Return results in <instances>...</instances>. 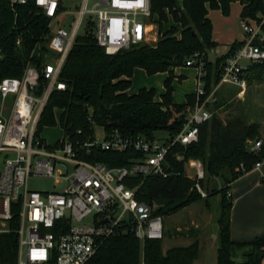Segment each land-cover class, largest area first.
<instances>
[{"label": "built area", "instance_id": "1", "mask_svg": "<svg viewBox=\"0 0 264 264\" xmlns=\"http://www.w3.org/2000/svg\"><path fill=\"white\" fill-rule=\"evenodd\" d=\"M9 1L26 4L29 0ZM32 1L48 19L46 39L36 44L20 77L0 79V233L12 231L11 221L18 220L16 264H89L103 242L123 225L131 226L143 245L146 240H163L164 216L154 214L156 205L137 198L139 186L129 187L124 180L173 174L168 161L171 147L197 142L199 125L220 115L222 107L216 104L221 85H236L238 96L245 94L250 66L264 62V17L261 21L241 18L244 43L227 56L218 82L209 89L205 79L208 53L196 52L186 60V66L197 70L196 99L187 108L182 130L175 135L151 138L117 129L107 131L89 117L92 133L81 139L64 133L56 143L48 144L42 131L38 134L39 122L52 94L66 89L62 72L78 35L93 28L98 45L113 55L132 45L149 43L159 19L152 12L151 0H99L101 8H89L88 0H74L76 13L64 19L69 0ZM88 14H95L97 22L87 23ZM17 44H21L20 39ZM209 51L218 54L214 48ZM35 52L39 53L38 62ZM58 109H54L56 118L63 112L60 109L58 113ZM98 127L103 131L101 137ZM262 146V139L249 141L252 151L258 152ZM98 151L134 156L127 165L111 167L97 159ZM60 165H71L72 171H58ZM260 166L257 162L254 167ZM185 170L206 197L200 184L205 177L203 162L190 159ZM32 175L55 177L56 183L64 181L65 185L62 190H33L29 187ZM90 215L91 224L79 223Z\"/></svg>", "mask_w": 264, "mask_h": 264}, {"label": "trees", "instance_id": "2", "mask_svg": "<svg viewBox=\"0 0 264 264\" xmlns=\"http://www.w3.org/2000/svg\"><path fill=\"white\" fill-rule=\"evenodd\" d=\"M235 1L242 5L241 18L261 21L264 17V0H183L182 7L175 0H151L152 12L159 16L157 42L132 45L113 55L98 45L93 28H87L78 35L65 63L62 78L66 89L52 94L39 122L38 134L45 126L57 124L55 108L63 110L59 118L61 126L64 133L74 139L93 132L89 117L107 131L117 129L127 135L144 134L153 138L158 131H167L170 136L180 132L187 108L195 103L196 95H187L185 104L174 102L173 81L176 77L180 80L186 78L177 76L175 69L186 66V60L194 53H208L217 47L208 6L228 15ZM170 19L174 24L164 30ZM47 34L48 19L32 0L26 4L0 0V49L3 54L0 79L20 77L32 50L37 43L45 41ZM19 39L20 45L17 44ZM243 43L235 41L225 55L215 61L206 60L207 89L218 82L220 68L227 56ZM136 68H143L148 75L168 73L161 101L155 99V88L128 93ZM263 74L264 62L254 63L248 70L250 79H262ZM222 104L219 100L216 107ZM79 130L82 133H78ZM260 139V123L248 121L243 114L226 118L214 115L199 125L197 142L171 147L168 161L173 174L146 178L129 176L124 182L132 188L139 186L137 198L141 201L151 205L154 201L166 202V210L157 208L154 212L163 216L200 200L210 207V196L220 193L217 264H262L264 233L250 241L231 237L233 201L229 196L230 184L264 160V145L258 152L249 148V141ZM96 155L98 160L111 167L127 165L129 158L134 156L133 153L113 151H98ZM178 155L182 159H178ZM193 158L203 162L205 177L200 184L207 193L206 197H202L195 181L186 175L185 163ZM219 176L225 185L221 189L213 185L211 192L209 185ZM17 227L18 220L14 219L11 221L13 230L0 233V261L4 264L17 262ZM199 256V240L164 251L162 240H146L143 245L131 226L123 225L103 242L89 264H194Z\"/></svg>", "mask_w": 264, "mask_h": 264}, {"label": "rangeland", "instance_id": "3", "mask_svg": "<svg viewBox=\"0 0 264 264\" xmlns=\"http://www.w3.org/2000/svg\"><path fill=\"white\" fill-rule=\"evenodd\" d=\"M79 1V0H78ZM176 1V0H175ZM177 2V1H176ZM68 12L64 14L63 19L69 15H73L76 12L77 7L73 6L75 4L74 0H69L68 2ZM99 0H88L89 8H101V4H98ZM237 7V3L232 2L230 7V13L224 15L221 11L211 9L208 6L209 12L211 14V19L213 22V35L216 42L221 44L220 52H225L229 49V44L235 39L242 41L245 39V32L242 28L241 17L239 14L232 12V6ZM236 10V9H235ZM152 22V19H148ZM97 22V16L95 14H88L86 16V22ZM61 24V21L60 23ZM91 24V23H90ZM156 24V23H155ZM165 27V26H164ZM159 32L158 27L150 35L149 43H156L158 40ZM153 37H157L154 41ZM39 52V51H38ZM35 52V57H39V53ZM220 54V53H219ZM218 54L210 51L209 57L214 59ZM246 63V61H243ZM190 80L185 83H180L179 81H173V86L177 93L174 95L175 100H184L187 98L185 92L193 88L194 80L190 76ZM163 77L160 74L148 75L145 70L138 69L133 76V84L131 86L132 91H139L141 88H146L149 85L150 88H155L157 94L161 91L164 86ZM257 83H254L252 79L249 80L248 93L245 99H239L236 95H229V99L224 103V107L220 110V116L223 118L233 117L235 115H244L245 118L250 122L260 123V132L264 136V74L262 79H256ZM148 88V87H147ZM161 94L163 93H159ZM58 113L60 109L57 110ZM60 118V113L56 119ZM99 136H102V128H97ZM64 135V129L61 124L57 121L54 126L45 127L41 136L48 144H54ZM156 136L160 138H166L169 136L167 131H158ZM264 145V142H263ZM264 163V160H263ZM58 171L64 173L71 172L72 166L60 165L57 167ZM55 177L48 176H30L29 187L33 190L39 191H52L56 189L62 190L65 182L56 183ZM213 185L217 186V189L224 187V179L222 177H215L212 183L209 185V190L213 191ZM221 194H214L210 196L209 202L210 207H207L204 200L193 202L192 204L184 207L178 212L166 214L164 216V226H165V237L162 240L163 250L167 251L173 246H186L195 240H199L201 243L202 258L206 264L213 263V249L218 248V225L217 219L221 210ZM154 205L157 208H162L166 210L168 204L164 201H154ZM79 223L91 224L92 215L88 216ZM254 239V238H253ZM214 246V247H213ZM217 254V253H215ZM0 264H4L0 261Z\"/></svg>", "mask_w": 264, "mask_h": 264}, {"label": "crops", "instance_id": "4", "mask_svg": "<svg viewBox=\"0 0 264 264\" xmlns=\"http://www.w3.org/2000/svg\"><path fill=\"white\" fill-rule=\"evenodd\" d=\"M176 1H177L176 2L177 5L179 7H182L183 0H176ZM236 3L238 5L237 7H235L234 5L232 6V12L235 13L236 11V13L239 14L241 17L242 5L239 1H236ZM209 17L211 19L210 12H209ZM158 19H159V16H158ZM173 24H174L173 20L170 19V22L164 25L165 26L164 30H167ZM214 37L215 36L213 35V40L216 42ZM153 38H154V41L157 40V37H153ZM235 41H238V40L235 39L229 45L231 46ZM242 41H244V39ZM216 43H217V47H215L214 49L217 51L218 54L219 53L226 54L229 51L230 46L227 51L220 52L219 49L222 48V46L218 42ZM209 53L210 51L208 52V57H209ZM217 57L218 56H216L214 59H211L209 57V60L215 61ZM138 69L140 68L135 69L134 74ZM157 74H160L165 80L168 77L167 72H160ZM175 74L177 76L184 75L186 77L184 80H180L178 77H176L175 80L179 81L180 83H185L189 81L191 79L190 76L193 77V80H194L193 88L190 90H187L185 92V96L187 97V95L195 93L197 70L194 67H191V66L178 67L175 69ZM252 80L254 81V83H257L256 78ZM132 84H133V77H132ZM248 85H249V82H248ZM147 87L150 88L149 85H146V88ZM248 88L249 87H247L245 94H240L238 96V93L240 91V88L238 86L229 85V84L221 85L218 91L219 100H221V103H223L221 107L222 108L224 107L225 105L224 102L229 99V95H236L237 98L239 99H245V96L248 93ZM137 92L138 90L132 91L131 87L128 90L129 94H135ZM164 92H165V86H163V88L161 89L159 93H164ZM159 93L156 94V97H155L156 101L162 100L161 98L162 94L161 96H158L160 95ZM176 93H177V90L175 91V88H174V92H173L174 102L177 104H185L187 102V98H185L182 101L175 100L174 95ZM261 139L264 142V136L262 134H261ZM229 195L233 201L232 224H231L232 239L238 240V241H250L256 236L263 234L264 233V163L263 161L261 162V166L259 168L254 167L252 170H250L249 172L245 173L244 175L239 177L237 180L232 182L230 184ZM217 249L216 250L213 249L212 255H213L214 260L212 264H217V254H215L217 253ZM201 258H202V252H201V243H200V256L195 261L194 264H206L203 260H201ZM262 264H264V259L262 261Z\"/></svg>", "mask_w": 264, "mask_h": 264}, {"label": "water", "instance_id": "5", "mask_svg": "<svg viewBox=\"0 0 264 264\" xmlns=\"http://www.w3.org/2000/svg\"><path fill=\"white\" fill-rule=\"evenodd\" d=\"M70 22H68L67 27H69Z\"/></svg>", "mask_w": 264, "mask_h": 264}]
</instances>
